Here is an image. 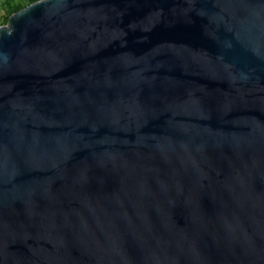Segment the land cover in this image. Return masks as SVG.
I'll use <instances>...</instances> for the list:
<instances>
[{
	"label": "water",
	"instance_id": "1",
	"mask_svg": "<svg viewBox=\"0 0 264 264\" xmlns=\"http://www.w3.org/2000/svg\"><path fill=\"white\" fill-rule=\"evenodd\" d=\"M0 264H264V0L0 25Z\"/></svg>",
	"mask_w": 264,
	"mask_h": 264
},
{
	"label": "rangeland",
	"instance_id": "2",
	"mask_svg": "<svg viewBox=\"0 0 264 264\" xmlns=\"http://www.w3.org/2000/svg\"><path fill=\"white\" fill-rule=\"evenodd\" d=\"M33 1L35 0H0V25H5L13 13Z\"/></svg>",
	"mask_w": 264,
	"mask_h": 264
},
{
	"label": "trees",
	"instance_id": "3",
	"mask_svg": "<svg viewBox=\"0 0 264 264\" xmlns=\"http://www.w3.org/2000/svg\"><path fill=\"white\" fill-rule=\"evenodd\" d=\"M36 1V0H35ZM34 2V1H33ZM31 4V3H30ZM18 11V10H17Z\"/></svg>",
	"mask_w": 264,
	"mask_h": 264
}]
</instances>
